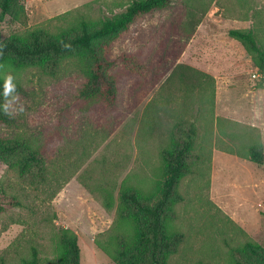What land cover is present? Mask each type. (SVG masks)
<instances>
[{"label":"rangeland","instance_id":"1","mask_svg":"<svg viewBox=\"0 0 264 264\" xmlns=\"http://www.w3.org/2000/svg\"><path fill=\"white\" fill-rule=\"evenodd\" d=\"M21 1L24 23L0 11V40L37 29L69 32L82 21L96 24L133 0ZM220 2L170 0L167 8L139 16L115 38L111 57L131 54L141 68L117 67L112 104L78 96L85 76L72 61L54 74L39 67L5 70L26 90L12 99V112L31 144L41 143L55 161L65 163V172L56 167L48 183L35 188L0 161V187L23 204L0 214V252L11 244L12 253L25 252L28 241H35L40 264H57L59 229L67 228L77 237L80 264H116L117 241L136 232L133 219L120 215V191L156 196L164 177L163 152L191 125L193 171L182 178V200L167 220L170 231L184 238L170 264H231L246 242L264 248V164L246 158L252 138L264 144L261 130L248 123L254 103L264 124L262 77L252 76L257 68L237 40L234 53L246 68L236 74L240 82L218 98L209 75L186 57L179 62L197 28L216 31L222 42L231 38L230 29L254 27L264 47V0ZM223 74L235 75L231 69Z\"/></svg>","mask_w":264,"mask_h":264},{"label":"trees","instance_id":"2","mask_svg":"<svg viewBox=\"0 0 264 264\" xmlns=\"http://www.w3.org/2000/svg\"><path fill=\"white\" fill-rule=\"evenodd\" d=\"M216 3L222 6L220 0ZM169 5L170 0H133L124 11L96 24L82 21L69 32L51 34L37 29L0 40V161L14 171L24 185L44 186L56 167L61 173L65 172V163L60 159L55 161L44 151L41 143L31 144L28 132L21 127L19 116L10 108L12 99L25 94L26 90L13 78L5 80L8 76L5 70L8 67H39L54 74L64 61H72L84 71L85 76L78 96L98 98L112 104L117 98L114 74L117 67L125 66L138 72L141 68L131 54L121 53L119 57H111L113 41L128 31L139 16ZM0 11L18 23L26 20L21 0H0ZM228 35L239 41L251 56L262 77L258 86L264 87V47L255 28H233ZM251 130L258 131V128L251 127ZM195 135L193 125L180 130L172 146L163 152L164 177L156 196H142L132 189L120 191V215L133 219L136 232L130 240L123 236L117 241L118 246L114 250L116 264H170V257L178 251L184 235L170 231L167 220L174 217V204L182 200L178 193L182 178L193 171L190 162ZM246 158L257 165L264 164V144L260 138L251 139ZM21 206L22 200L0 187V214L8 208ZM28 242L31 243L25 252L20 248L12 253V244L2 250L0 264H40L38 245L35 241ZM56 243L59 247L57 264H80L77 237L71 230L60 228ZM193 264L207 263L198 261ZM231 264H264V248L254 242H246L244 249L236 251V259Z\"/></svg>","mask_w":264,"mask_h":264},{"label":"crops","instance_id":"3","mask_svg":"<svg viewBox=\"0 0 264 264\" xmlns=\"http://www.w3.org/2000/svg\"><path fill=\"white\" fill-rule=\"evenodd\" d=\"M218 38L219 35L216 31L197 28L189 37L179 59L181 62L186 57L190 66L193 65L211 77L209 78L216 88L214 91L215 98H218L222 92L224 93L227 90L226 87L240 82V78L236 74H239V71L243 72L246 68L244 64L242 65L241 60L236 57L237 53H234L233 41L235 39L226 38L221 42ZM230 69L235 75L223 74L224 70ZM249 91L253 93L252 89ZM249 106L251 109L248 112V123L258 127L264 134V124L255 115L254 103H250Z\"/></svg>","mask_w":264,"mask_h":264},{"label":"built area","instance_id":"4","mask_svg":"<svg viewBox=\"0 0 264 264\" xmlns=\"http://www.w3.org/2000/svg\"><path fill=\"white\" fill-rule=\"evenodd\" d=\"M252 76H253L254 78L258 76L257 78H259L261 75H260V73L257 71L256 73H253Z\"/></svg>","mask_w":264,"mask_h":264},{"label":"clouds","instance_id":"5","mask_svg":"<svg viewBox=\"0 0 264 264\" xmlns=\"http://www.w3.org/2000/svg\"><path fill=\"white\" fill-rule=\"evenodd\" d=\"M12 79V77L10 76V75H8L6 78H5V80H11ZM5 111H6V109H5Z\"/></svg>","mask_w":264,"mask_h":264}]
</instances>
